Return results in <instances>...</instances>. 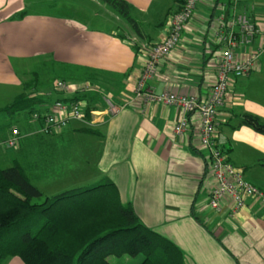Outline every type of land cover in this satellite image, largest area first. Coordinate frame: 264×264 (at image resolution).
<instances>
[{"label":"crops","instance_id":"1","mask_svg":"<svg viewBox=\"0 0 264 264\" xmlns=\"http://www.w3.org/2000/svg\"><path fill=\"white\" fill-rule=\"evenodd\" d=\"M125 1L137 29L102 0H0V168L18 163L46 195L107 177L143 224L180 248L185 264H264V204L254 197L236 211L229 197L220 211L208 204L214 180L198 140V115L135 97L147 51L167 36L182 2ZM230 5L231 0H199L177 46L144 87L207 98L219 55L215 18ZM242 5L258 28L252 46L264 48V0H238L237 9ZM58 79L71 90L57 91ZM30 80L35 111L79 94L89 112L86 121L45 135L26 111L7 113L4 108ZM105 97L125 107L110 115ZM245 113L264 121V51L246 76L229 81L216 115L229 161L264 192V135L242 123ZM182 118L188 128L176 134ZM84 127L95 133L80 131ZM13 128L20 137L8 147ZM115 258L120 257H109L113 264ZM5 264L24 263L10 257Z\"/></svg>","mask_w":264,"mask_h":264},{"label":"trees","instance_id":"2","mask_svg":"<svg viewBox=\"0 0 264 264\" xmlns=\"http://www.w3.org/2000/svg\"><path fill=\"white\" fill-rule=\"evenodd\" d=\"M102 1L137 29L125 0ZM32 82H24V91L4 108L7 113L32 115L38 102L27 93ZM241 118L264 135L259 117L245 113ZM80 131L95 133L87 127ZM138 255L139 264H185L180 248L143 224L109 178L46 195L18 163L0 168V264L10 257L24 264H113L110 256Z\"/></svg>","mask_w":264,"mask_h":264},{"label":"built area","instance_id":"3","mask_svg":"<svg viewBox=\"0 0 264 264\" xmlns=\"http://www.w3.org/2000/svg\"><path fill=\"white\" fill-rule=\"evenodd\" d=\"M199 0H182L181 6L170 18V28L167 36L153 44L147 51L146 62L142 77L135 90V97H143L146 101L163 103L181 108L186 112H194L199 117L198 140L209 156L214 184L208 197L209 206L220 211L224 197H229L233 210L240 209L245 198L254 197L264 204V192L245 179L241 169L233 165L223 149L225 139L216 130L217 111L222 107L232 78L246 76L253 67L254 62L263 53L264 48H254L252 45L258 34V28L252 20L248 8L244 5L238 10V0H231L230 8L226 14L215 18L214 37L218 45L217 72L212 83L209 95L199 100L194 95L178 94L168 91L155 92L152 88H145L144 82L151 79L156 73L161 59L166 57L178 44L185 25L193 17ZM240 50L245 57L238 58ZM57 91L71 90L70 84L62 79L54 83ZM86 88H80L85 91ZM107 113H119L126 103L116 104L105 97ZM84 105L80 101L55 100L48 110L34 111L32 119L40 124L39 131L50 135L65 128L71 121L85 122ZM188 128V120L182 118L175 126L174 133L182 134ZM20 132L11 129L10 137L5 141L6 146L13 147L18 143Z\"/></svg>","mask_w":264,"mask_h":264},{"label":"rangeland","instance_id":"4","mask_svg":"<svg viewBox=\"0 0 264 264\" xmlns=\"http://www.w3.org/2000/svg\"><path fill=\"white\" fill-rule=\"evenodd\" d=\"M85 117V116H84ZM86 121V120H85ZM36 182V181H35ZM34 184V183H33ZM44 184V183H43ZM35 185V184H34ZM86 184H83L82 182L81 183H76V185H72L73 187H64V188H62V189H58L59 190V192H61V191H66V190H69V189H72V188H74V187H80V186H85ZM44 186H45V184H44ZM43 188V190H46L47 188L46 187H42ZM50 190H56L55 188H51ZM110 257H114V256H110ZM125 257H127V256H122V257H120V258H115V260H114V264H123L124 262V259H125ZM114 259V258H113ZM141 255H139V256H136V257H130L129 258V263L128 264H137L138 262H140L141 261ZM124 264H126V263H124Z\"/></svg>","mask_w":264,"mask_h":264}]
</instances>
